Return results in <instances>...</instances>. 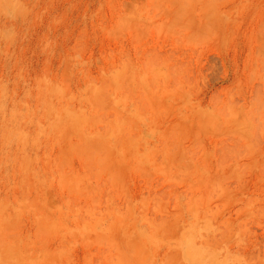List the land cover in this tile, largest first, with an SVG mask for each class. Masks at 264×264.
Returning <instances> with one entry per match:
<instances>
[{"label":"rangeland","instance_id":"obj_1","mask_svg":"<svg viewBox=\"0 0 264 264\" xmlns=\"http://www.w3.org/2000/svg\"><path fill=\"white\" fill-rule=\"evenodd\" d=\"M0 264H264V0H0Z\"/></svg>","mask_w":264,"mask_h":264}]
</instances>
